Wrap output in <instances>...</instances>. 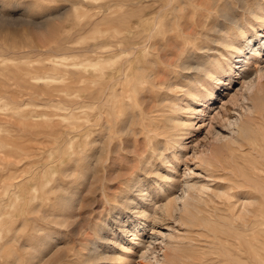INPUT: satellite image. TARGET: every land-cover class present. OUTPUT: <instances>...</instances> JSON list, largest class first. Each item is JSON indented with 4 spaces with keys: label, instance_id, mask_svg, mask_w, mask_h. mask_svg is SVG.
Here are the masks:
<instances>
[{
    "label": "rangeland",
    "instance_id": "obj_1",
    "mask_svg": "<svg viewBox=\"0 0 264 264\" xmlns=\"http://www.w3.org/2000/svg\"><path fill=\"white\" fill-rule=\"evenodd\" d=\"M203 1L216 2L243 25L253 22L235 9L234 0ZM247 1L250 9L264 6V0H241L243 5ZM155 3L149 2L153 13ZM139 6L140 0H0V264H37L32 255L41 245L50 251L38 264L51 259L79 264L90 241L103 236L109 244H100V250L109 258L120 255L122 246L131 248L122 255L124 262L106 264H155L149 259L154 251L162 264L167 245L180 249L183 258L175 264H264V109L245 118L242 150L217 140L231 135L228 123L244 120L252 76L240 79L242 63L235 64L234 55L216 101L191 100L186 91L194 86L192 72L167 64L185 51H160L171 44L172 38L167 42L165 37L184 35L179 27L165 33L164 26L172 21L162 16V37L156 34L150 41H157L158 51L143 53L146 28L154 25L153 19H144L124 41L137 45L136 51L130 45L125 55L110 52L99 61L102 49L114 50L111 25L122 32L129 23L127 10L137 14ZM254 28L251 35L263 38L264 27ZM246 43L237 44L245 50L244 58L259 53L247 70L264 72V38L249 49ZM216 46L211 44L208 56L199 52L196 59L203 64L221 59L212 49L221 50ZM125 66L126 77L118 75ZM207 81L214 86L213 76ZM210 152L215 160L207 159ZM186 182L208 184L219 199H206L183 218ZM244 199H255L252 208L245 207L247 214L240 211ZM169 202L170 210L162 214L160 207ZM143 209L158 214L156 232L133 243L130 231Z\"/></svg>",
    "mask_w": 264,
    "mask_h": 264
},
{
    "label": "bare ground",
    "instance_id": "obj_2",
    "mask_svg": "<svg viewBox=\"0 0 264 264\" xmlns=\"http://www.w3.org/2000/svg\"><path fill=\"white\" fill-rule=\"evenodd\" d=\"M133 1V0H132ZM145 1V3H147L148 5L143 6L141 5V3H143ZM151 0H140V6L138 8V13H136V10L132 9V10H127V13H129V23L127 25H125L122 28V32L118 31V25L116 23L112 24V35L114 37V43H113V48L114 50H101L99 53L96 52V50H94L96 53H98L97 59L99 61L103 60L104 54L107 53V55H111L110 52L113 54L118 53L119 56H123V54L125 55V53L128 50V46L131 45L133 51H136V46H134L133 44H126L124 41L132 36L133 31L138 27V25L142 22V20L144 19H153L154 21L152 22L154 25L152 26V28L149 30L148 28H146V32L148 33L147 36V43H144V50L143 53L145 55L147 49H155V50H159L160 47L157 43V41L155 42H150L152 37L154 35H161V26H159L158 24V20L159 18L162 16L163 18L167 19L168 21H172V23H170L171 25L165 27L164 32H171L174 31L177 27H179V31H181V33H183V37H181V39H178L177 37H165V39L167 40V42L170 41L171 39V44H167L165 45L160 51H168V52H173L175 50H179L181 52V50L185 51V54L183 52V55L181 57V55L176 58L177 60H169V63H167L168 65H175L177 64V67H179L182 71H187V72H192L191 75L193 74V80L191 79V81L193 82V85L190 89H188L186 91L187 96H189V98L191 100H194L197 102H200L203 99H211L210 101L214 102L216 101V94H217V89L218 86L220 84L223 83V77L225 78V74L228 73L229 71H231V60H232V56L236 55L234 58L237 59V61L235 62V64L238 63H242L239 69H243L240 76V79H244L245 76H247L248 74H250L252 76V78L248 81V88H252L253 87V93L250 96V101H251V106L247 107L245 109V114L244 115V120H242L239 123H236L235 121H232L230 123H228L229 126V131L231 132V135L229 137H219L217 140H221L224 139L227 145H236L238 147H240L242 145L243 139L245 138V135L248 131V127L246 125V117L249 116L250 118H252L255 115H257V111L260 108L261 110L264 109V72L260 71V72H249L247 69L249 68V66L251 65L252 62L255 61L256 57H259V53H255L254 51V56H252L251 58H244L246 57V53L244 52V49H241L238 47V43H241L242 41H247V43L244 45V47L246 49H249L250 46L257 41L258 42H262V37H260V35H251V32L255 30L254 26L260 27V29H262L264 27V6H259V8L257 10L254 9H250V7L248 6V1L247 4L243 5L244 3L241 2V0H234L236 2V5L234 6L236 10L242 11V13H244L245 17H250V19L253 20V22H246V25L241 24L238 20L237 17L233 16V14H228L226 11H224L222 9V7H219L218 4L215 3H207L206 1L203 0H155V4L157 6L156 11L153 13L151 12V7L149 5V2ZM215 1V0H214ZM244 1V0H243ZM119 2V1H118ZM211 2V1H210ZM256 2V1H255ZM114 3V2H113ZM117 3V2H116ZM132 4V2H130ZM136 3V2H135ZM227 3V2H226ZM128 4V3H127ZM138 4V3H137ZM260 4V3H259ZM113 5V4H112ZM183 6V7H182ZM230 6V4H229ZM198 8L200 9V11H194L191 10V8ZM113 8V6H112ZM117 8V7H116ZM120 8V7H119ZM118 9V8H117ZM107 10V9H106ZM112 10V9H110ZM115 10V9H113ZM232 10V8L230 9ZM120 11H122L120 9ZM110 12V11H109ZM233 12V10H232ZM115 13V11L113 12ZM234 13V12H233ZM239 13V12H238ZM116 14V13H115ZM139 15V16H138ZM215 16L212 20H211V16ZM136 18V19H135ZM245 22V21H244ZM146 24H144L145 26ZM168 25V24H167ZM110 27V26H109ZM140 29V28H139ZM98 33V32H97ZM186 34V37H185ZM170 35L172 36V33H170ZM249 35V36H248ZM158 36V37H159ZM166 36V35H165ZM168 36V35H167ZM176 36V35H175ZM162 37V35H161ZM164 37V36H163ZM160 38V37H159ZM132 39V38H131ZM130 39V41H132ZM139 39V38H138ZM141 39V38H140ZM100 40V39H99ZM144 40V39H143ZM162 40V39H161ZM165 40V41H166ZM122 41V42H121ZM160 41V40H159ZM134 43V42H133ZM140 44V43H139ZM211 44H215L219 47H221V50L218 48H213L212 49L216 50L218 52V56L221 59H213L212 61L210 60L209 63L207 64H203L202 60H198L196 59L197 56L199 57L198 53L199 52H203V54H206L210 51L209 46ZM98 45V44H97ZM162 45V44H161ZM108 46V45H107ZM216 46V47H217ZM139 47V46H138ZM242 47V46H241ZM109 48V47H108ZM140 48V47H139ZM100 49V48H99ZM110 49V48H109ZM138 49V48H137ZM174 49V50H173ZM223 50H226V55L223 54ZM173 50V51H172ZM177 50V51H178ZM211 50V51H213ZM89 51V50H86ZM159 51V52H160ZM252 51V50H251ZM92 52V51H91ZM129 52V51H128ZM127 52V53H128ZM138 52V51H137ZM133 53V52H132ZM135 53V52H134ZM143 53L141 55H143ZM148 53V51H147ZM146 53V54H147ZM155 53V51H154ZM156 54V53H155ZM166 54V53H165ZM171 54V56L173 55ZM136 55V54H135ZM134 55V56H135ZM170 55V54H168ZM176 55V54H174ZM173 55V56H174ZM128 56V55H126ZM125 56V57H126ZM170 56V57H171ZM203 56V55H200ZM208 56V55H207ZM206 56V57H207ZM133 57V56H132ZM136 57V56H135ZM164 56V58H166ZM176 57V56H174ZM210 57V55H209ZM215 57V56H214ZM95 58V57H94ZM122 58V57H121ZM124 58V57H123ZM129 58V57H128ZM110 59V58H109ZM139 59V58H138ZM171 59V58H170ZM208 59V58H207ZM121 60V59H120ZM132 60V59H131ZM130 60V61H131ZM165 60V59H164ZM197 60V61H195ZM95 60H93L94 62ZM166 61V60H165ZM105 62V61H103ZM116 62V61H115ZM133 62V61H132ZM136 61L134 60V63ZM168 62V61H167ZM208 62V61H207ZM97 63V62H96ZM114 63V61H113ZM112 63V64H113ZM122 63V62H121ZM120 63V65H121ZM137 63V62H136ZM164 63V62H163ZM111 64V66H112ZM89 65V64H88ZM87 65V66H88ZM91 65V64H90ZM93 65V64H92ZM104 65V64H103ZM123 65V64H122ZM155 65V64H154ZM85 66V64L83 65ZM86 66V67H87ZM94 66V65H93ZM93 66L91 68H93ZM102 66V65H101ZM110 66V65H109ZM146 66V65H145ZM99 67V66H98ZM107 66L105 65V68ZM130 67V66H129ZM138 67H140V65H138ZM90 68V70H91ZM104 68V69H105ZM112 68V67H111ZM109 68V70L111 69ZM118 68V66H117ZM154 68V67H153ZM156 68V66H155ZM165 68V67H164ZM162 68V69H164ZM237 68V67H236ZM87 69V68H86ZM128 69L125 66V69L122 68L120 69V71H118V75H122L123 77H126V74L128 73ZM146 69V68H145ZM158 69V68H157ZM156 69V70H157ZM154 69V71H156ZM166 70V69H165ZM93 71V70H92ZM91 71V72H92ZM96 71V70H95ZM98 71V70H97ZM102 71V70H101ZM100 71V72H101ZM105 71V70H104ZM111 71V70H110ZM144 71V70H143ZM151 71V70H150ZM149 71V72H150ZM153 71V70H152ZM151 71V72H152ZM89 72V71H88ZM106 72V71H105ZM108 72V71H107ZM131 72V71H130ZM160 72V71H159ZM158 72V73H159ZM83 73V72H82ZM110 73V72H109ZM153 75L155 72H152ZM151 73V74H152ZM157 73V74H158ZM185 73V72H184ZM86 74V73H85ZM149 73V75H151ZM181 74V71H180ZM92 75V74H91ZM94 75V74H93ZM97 75V74H95ZM94 75V76H95ZM98 78L100 77V74H98ZM109 75V74H108ZM156 75V74H155ZM154 75V76H155ZM164 75V74H161ZM187 75V74H186ZM122 76L120 78H122ZM169 76V75H168ZM189 76V75H188ZM188 76H186V78H188ZM213 76V80H215V84L214 86H212L207 79H211V77ZM80 77V76H79ZM90 77V76H89ZM163 77V76H162ZM180 77V76H179ZM113 78V77H112ZM130 78V77H128ZM139 78V77H138ZM149 78V77H146ZM183 78V77H182ZM247 78H249L247 76ZM97 79V78H96ZM107 78H105L106 80ZM118 79V78H117ZM116 79V80H117ZM127 79V78H126ZM163 79V78H162ZM161 79V80H162ZM166 79V78H165ZM169 79V78H168ZM166 79V80H168ZM94 80V78L92 79ZM99 80V79H98ZM103 80V81H105ZM150 80H152L150 78ZM189 80V79H188ZM123 81V80H122ZM127 81V80H126ZM138 81V80H137ZM169 81V80H168ZM86 82V81H85ZM89 82V81H88ZM108 82V81H107ZM132 82V81H131ZM157 82V81H156ZM245 82V81H244ZM91 83V82H90ZM99 83V82H98ZM101 83V81H100ZM110 83V82H109ZM87 84V83H86ZM84 84V85H86ZM111 84V83H110ZM126 84V83H125ZM143 84V83H142ZM146 84V83H145ZM174 84V83H173ZM246 84V83H245ZM95 85V83H94ZM98 85V84H97ZM96 85V86H97ZM127 85V84H126ZM134 85V84H133ZM132 85V86H133ZM164 85V84H163ZM83 86V85H82ZM87 86V85H86ZM91 86V85H90ZM95 86V87H96ZM98 86H103V85H98ZM110 86V85H109ZM167 86V85H166ZM165 86V87H166ZM94 87V88H95ZM160 87V86H159ZM162 87V85H161ZM170 87V86H169ZM105 88V87H104ZM121 88V87H120ZM134 88V86H133ZM81 89V88H80ZM113 89V88H111ZM127 89V88H126ZM96 90V89H95ZM82 91V90H81ZM94 91V90H92ZM106 91V90H105ZM121 90H119L118 92H120ZM128 91V90H127ZM135 91V90H134ZM96 92V91H95ZM123 93V92H122ZM145 93V92H144ZM117 95V94H116ZM124 95V94H123ZM119 96V95H118ZM100 97V96H99ZM105 97V95L103 96ZM108 97V96H107ZM123 97V96H122ZM96 98V97H95ZM115 99V97H113ZM130 98V97H129ZM188 98V99H189ZM104 99V98H103ZM126 99V98H125ZM147 99V98H146ZM208 99V100H209ZM131 100V99H130ZM129 100V101H130ZM143 100V99H142ZM145 100V99H144ZM248 99H246L247 101ZM95 101V100H94ZM121 101V100H120ZM148 101V100H146ZM154 101V100H153ZM207 101V100H206ZM104 102V101H103ZM128 102V101H127ZM143 102V101H140ZM150 102V101H149ZM100 103V102H99ZM111 103V102H110ZM120 103V102H119ZM156 103V102H155ZM187 103V102H186ZM204 103V102H203ZM207 103V102H206ZM210 103V102H209ZM104 104V103H103ZM121 104V103H120ZM142 104V103H140ZM146 104H150L147 103ZM96 105V104H95ZM98 105V103H97ZM96 105V107H97ZM106 105V104H105ZM119 105V104H118ZM126 105V104H125ZM188 105V104H187ZM186 105V106H187ZM212 105V104H211ZM211 105L208 104V109L213 108ZM93 106V105H92ZM123 106V105H120ZM190 106V105H189ZM249 106V105H248ZM111 107V106H110ZM117 107V106H116ZM125 107V106H124ZM131 107V106H130ZM126 108V107H125ZM152 108V105H151ZM150 108V110H151ZM188 108V107H187ZM115 109V108H114ZM121 109V107H120ZM147 109V108H146ZM116 110V109H115ZM145 110V109H144ZM149 110V109H148ZM211 110V109H210ZM120 111V110H119ZM146 111V110H145ZM263 111V110H262ZM105 112V110H104ZM109 112V111H108ZM122 112V111H121ZM120 113V112H119ZM261 113V112H260ZM101 114V113H100ZM117 114V113H116ZM98 114H96L97 116ZM260 115V114H259ZM110 116V115H108ZM115 116V115H114ZM264 116V114H263ZM243 117V116H242ZM97 118V117H96ZM108 118V117H107ZM106 118V119H107ZM262 118V117H260ZM105 119V120H106ZM101 120V119H100ZM107 121V120H106ZM109 122H106L107 126H108ZM126 123V122H124ZM123 123V124H124ZM110 124V123H109ZM124 126V125H123ZM110 127V126H109ZM126 129V126H125ZM124 129V130H125ZM121 130V129H120ZM123 130V129H122ZM245 140V139H244ZM248 140V139H247ZM246 140V141H247ZM244 143V142H243ZM246 143V142H245ZM244 143V144H245ZM248 143V142H247ZM249 145V143H248ZM257 145V144H256ZM243 146V145H242ZM252 146V145H251ZM244 147V146H243ZM250 147V145H249ZM241 148V147H240ZM231 149V148H230ZM234 149V148H233ZM244 149V148H243ZM237 150V149H235ZM242 150V148H241ZM231 151V150H230ZM260 151V150H259ZM233 152V151H232ZM230 153V152H228ZM232 154V153H231ZM262 154V153H261ZM216 156V155H215ZM215 156L214 154H212V152H210L208 154V158L207 159H211V160H215ZM261 157V155H260ZM218 158V156H217ZM232 158H234L232 156ZM262 158V157H261ZM207 159L205 160V162L207 163ZM216 163V162H215ZM235 163V162H234ZM250 164V163H249ZM259 164V162H258ZM212 167V166H211ZM209 167V168H211ZM223 168V167H222ZM205 168H203L204 170ZM212 169V168H211ZM210 169V170H211ZM205 175L207 174V178L211 179L209 177H212V175L210 176V172L209 171H205ZM207 172V173H206ZM190 176V175H189ZM255 176V175H254ZM207 179V180H208ZM215 180V179H214ZM210 181V180H209ZM213 181V179H212ZM174 181L172 180V184ZM217 182V180H216ZM207 183V182H206ZM208 184H199L197 182H186L183 188V197L181 198L183 200V204H182V213H184V217L183 218H189L191 216V210L197 211L198 209V205L201 203H204V201L206 199H212V197H217L218 196V191L214 192V191H210V189H208L207 187ZM220 185V184H218ZM170 186V185H169ZM171 187L173 188V186L171 185ZM161 188V186H160ZM182 188V187H181ZM171 189V188H170ZM216 189V188H215ZM221 189V188H219ZM223 189V188H222ZM167 191V190H166ZM171 191V190H170ZM169 191V192H170ZM224 191V190H223ZM222 191V193H223ZM162 192V191H161ZM208 192H210L208 194ZM221 193V191H219ZM226 192V191H224ZM166 193V192H163ZM168 193V192H167ZM228 192H226L227 194ZM240 194V193H239ZM225 195V194H224ZM224 195H219V196H224ZM229 195V194H228ZM241 195V194H240ZM225 198L229 196H224ZM246 197V196H245ZM222 197H220L221 199ZM244 198V197H243ZM216 199H219V197H217ZM141 200V199H140ZM153 200V199H152ZM238 200V198H237ZM242 199H240L239 201H241ZM246 200V199H244ZM252 200V199H251ZM250 201V199L248 200ZM255 199L253 200L254 203ZM151 202V201H150ZM149 202V203H150ZM172 203V202H171ZM242 203V202H241ZM243 210L240 211H244L246 212V206L248 207V205L252 208L254 205L252 202H247L243 201ZM252 203V204H250ZM137 204V203H136ZM135 204V205H136ZM149 205V204H148ZM252 205V206H251ZM137 206V205H136ZM241 206V208H242ZM160 207V206H159ZM202 207V206H201ZM171 208V204L170 202L167 204L162 205V207H160V210L162 212V214H166L168 213V211ZM159 209V208H158ZM248 209V208H247ZM135 210V209H134ZM133 211V210H132ZM153 211V210H152ZM201 211V210H200ZM249 212V211H248ZM138 213V212H137ZM160 213V212H159ZM243 213V212H242ZM139 214V221L136 223V225L134 226V228L132 229L131 232V236H132V241L133 243H135L137 241V243L140 241V243L142 242V237L141 235L145 234L147 236H151L153 234H155L156 232V226H155V222L159 219V216L156 212H150V210L148 209H143L140 211ZM247 214V212H246ZM236 215V214H235ZM243 216L245 214H242ZM249 215V214H248ZM161 216V215H160ZM181 216V215H180ZM240 216V213H239ZM180 218V217H179ZM248 218V217H247ZM84 219V218H83ZM186 220V219H185ZM191 220V219H190ZM237 220H240L239 217H237ZM193 221V220H191ZM153 223V224H150ZM182 222V221H181ZM78 223V222H77ZM187 223V222H186ZM79 224V223H78ZM80 225V224H79ZM134 225V224H133ZM75 226V225H74ZM77 227V226H76ZM133 227V226H132ZM85 228V227H84ZM82 229V228H81ZM124 231V230H123ZM74 232V231H73ZM158 232V231H157ZM101 235V234H100ZM46 236V234H45ZM145 238V237H144ZM175 239V238H174ZM48 240V239H47ZM93 240V239H92ZM90 241V248L87 249L86 254L84 255L83 260L79 263V264H106L107 262H110L112 260H116L118 263H122L125 260H123L122 255L125 254H130L131 253V248L122 246V252L120 255L115 256V259L113 258H109L107 257L106 254L102 253L100 250V244L102 243H108L106 241V239L103 237L98 238V240H93ZM110 240V239H109ZM45 242V241H44ZM144 242V241H143ZM156 242V241H155ZM46 243V242H45ZM132 243V244H133ZM161 244L163 243L162 241L160 242ZM159 243V244H160ZM47 244V243H46ZM109 244V243H108ZM112 244V243H111ZM171 244V243H169ZM48 245V244H47ZM135 245V244H134ZM166 245V244H165ZM173 245V244H172ZM169 247L168 251L165 253V256L162 258V264H175L177 262H180V259L183 257H180V255L177 253L179 252V250H177L176 248H173V246H168ZM133 249V248H132ZM127 250L129 252H127ZM50 251L49 247L47 246H42L41 247H35L34 248V254L32 255V261L36 263L40 262V259L45 257L47 255V252ZM127 252V253H126ZM180 253V252H179ZM151 255H153L151 258L149 257V259L154 260L155 264L160 263L161 261L158 260V253L157 255L151 253ZM150 255V256H151ZM186 258V257H184ZM48 260V259H47ZM50 260V259H49ZM184 260V259H183ZM189 260V258H188ZM187 261V259H186ZM49 262V263H48ZM48 264H56L54 260H50L48 261ZM37 263V264H38ZM35 264V263H34ZM147 264H154V262H148ZM256 264V262H255Z\"/></svg>",
    "mask_w": 264,
    "mask_h": 264
}]
</instances>
